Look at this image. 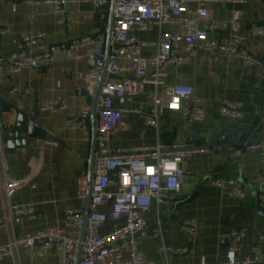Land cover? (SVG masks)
<instances>
[{
    "label": "crops",
    "instance_id": "crops-1",
    "mask_svg": "<svg viewBox=\"0 0 264 264\" xmlns=\"http://www.w3.org/2000/svg\"><path fill=\"white\" fill-rule=\"evenodd\" d=\"M206 7L211 20L217 22H229L234 12L242 13L240 32L248 39V47L261 65L250 66L233 56L212 54L203 47L198 48L192 62L166 68V84L188 83L194 96L201 100L205 120L190 125L183 112L165 110L158 126L149 127L140 117L129 115L117 123V131L107 143L111 152L157 146L169 149L176 144L203 150L182 163L185 178L174 204L161 207L154 204L147 216L151 228L159 224L161 243L165 247L174 251L188 248L190 252L184 256L171 254L166 257L159 252L158 242L148 236L139 241V250L148 261L156 264L222 263L226 260L230 232L241 229L247 231V236L240 244V257H247L251 247L258 245L264 258V187L257 183V178L264 176V162L260 161L257 151L222 146L220 138L213 146L207 144L219 132L228 134L234 125L245 134L260 128L251 143L264 140V36L253 33L256 25L264 24V0H248L243 4L210 0ZM110 8L111 0L101 8H97L92 0H71L65 6L67 24L71 25L68 28L59 23L53 2H0V20H4L9 29L8 34L0 35V53L8 55L15 51L25 34L44 35L33 48L34 53L98 34L107 36ZM161 30L180 32V27L154 26L146 32L134 30L132 33L141 42L157 43ZM230 34L227 27L210 34L208 39L223 43ZM89 53L105 55L106 43L80 50V61L74 60L73 55L70 58L66 52H59L52 69L23 70L13 79L9 78L6 65L0 66V102L4 103L3 108L0 107L1 133L16 123L19 112L31 117L42 131L40 139H29L26 148L17 149L15 155H5V171L9 178L23 183L8 204L30 210L34 215H10L0 192V220L9 223L0 228V247L8 243L11 233L21 237L64 226L66 210L85 207L80 196L83 193L86 196L88 191L91 140L87 143L81 132L70 130L68 121L84 110H92L93 96L87 94L85 79ZM155 53V48L146 47L142 54L144 58H152ZM12 90H16L15 93L12 94ZM145 91L152 93L154 88L147 86ZM158 91L162 93L163 89ZM77 93L80 94L74 98ZM223 100L242 104L244 118L239 122L222 118ZM51 101H61L65 109L56 114L42 112L41 107ZM115 106L148 111L151 104L147 95H143L115 102ZM89 124L91 136V116ZM38 159L42 168L31 175L29 166ZM214 179L239 183L245 199L234 198L231 187H216L211 182ZM185 220L198 222L194 240L180 229ZM0 264H64V258L56 249L37 247L34 252H19L17 257H7Z\"/></svg>",
    "mask_w": 264,
    "mask_h": 264
},
{
    "label": "built area",
    "instance_id": "built-area-1",
    "mask_svg": "<svg viewBox=\"0 0 264 264\" xmlns=\"http://www.w3.org/2000/svg\"><path fill=\"white\" fill-rule=\"evenodd\" d=\"M16 1V0H0ZM29 2H53L59 23L67 25L65 6L71 0H26ZM97 8L104 7L109 0H92ZM210 0H116L110 52L105 63L104 54L89 53L88 96H93L99 75L106 71V79L101 87L96 104L98 124V143L94 162V178L91 185L90 211L84 240L81 243L84 227V206L68 209L65 212L64 226L50 227L24 236L10 234L6 245L0 247V261L7 257H17L19 252L31 253L37 247L46 250L56 249L63 253L64 264H156L148 261L139 250V241L150 236L158 242V250L164 256H184L188 248L171 250L161 243L162 234L159 224L151 228L147 216L154 204L171 206L181 191L185 178L182 163L201 149L176 144L169 149L157 147L134 148L111 152L107 143L117 131V123L129 115L140 117L149 127H157L163 111L183 112L190 125L205 120V110L201 100L193 94L188 83L174 86L166 84V68L183 66L192 62L203 47L212 54L221 53L241 59L250 66L261 65L251 53L248 39L240 32L241 12H234L229 22L211 20L206 4ZM227 3H246L248 0H216ZM191 5H195L194 8ZM166 25L180 27V32H160L157 43L141 42L133 31L146 32L154 26ZM230 28L227 41L216 43L209 41V35L223 28ZM4 20H0V35L8 34ZM253 33L264 36V24L254 27ZM44 35L22 36L15 51L8 55L0 53V66L6 65L9 78L13 79L23 70H50L55 66V55L66 52L71 58L80 61V50L106 43L107 36L98 34L71 41L66 44L50 46L34 53L33 48L42 41ZM153 47L156 53L152 58L143 57V49ZM218 59V57H217ZM219 60V59H218ZM147 86H153L152 93H146ZM159 88L163 89L159 93ZM12 90L11 93H15ZM29 93L28 91L26 92ZM80 93L74 94L77 98ZM147 95L151 107L142 109H124L115 106V102ZM65 109L61 101H51L41 107L42 112L60 113ZM222 118L239 122L244 116L243 105L223 100L220 107ZM89 109L68 121L69 129L81 132L85 142L90 136ZM48 144L57 146L55 142ZM248 148L258 152L264 162V140L252 143ZM4 145L0 131V192L6 208L15 217L30 216V210L10 206L8 202L14 192L23 183L11 180L5 171ZM42 168L40 160L29 166L30 174L35 175ZM218 188H232V196L245 199V192L239 183L228 180H211ZM258 186L264 187V176L257 178ZM114 188L112 191L111 189ZM85 194L80 199L85 201ZM105 210V211H103ZM9 223L0 220V228ZM182 233L193 240L198 233L196 220H185L180 224ZM247 231L232 230L226 260L218 264H264L261 249L253 245L249 255L240 257L241 242ZM263 240V237H261ZM81 244V250L79 247ZM167 264V263H165ZM201 264H208L202 261Z\"/></svg>",
    "mask_w": 264,
    "mask_h": 264
},
{
    "label": "water",
    "instance_id": "water-1",
    "mask_svg": "<svg viewBox=\"0 0 264 264\" xmlns=\"http://www.w3.org/2000/svg\"><path fill=\"white\" fill-rule=\"evenodd\" d=\"M115 1L111 0V8H110V15H109V25L107 29V38H106V60L105 63L107 64V57L110 52V45H111V38H112V29H113V17H114V7ZM106 79V71L102 73L100 83L97 86L93 99H92V110H91V156L89 160V167H88V191L85 197V207H84V227L82 233L81 243L84 240L89 211H90V197H91V185L94 178V162L95 156L97 151V143H98V122L96 116V104L100 94V90L102 84ZM1 99V98H0ZM2 100V99H1ZM4 103L0 102L1 109L3 108ZM260 128H257L255 131L249 132L245 134L241 132L236 125L232 126L229 130L228 134L223 135V132H219L217 135L212 136L207 144L208 146H213L216 139L220 138V145L222 146H233L237 148H248L252 143L251 139L253 138L254 134L258 132ZM42 137V131L38 126L35 124L34 120L29 117L27 114L20 113L17 116L16 123L13 126H10L8 130H5L1 133L2 143L4 145V150L9 155H15L17 149L26 148L27 141L30 140H38ZM242 152V150H241ZM81 250V244L79 247V251ZM79 263V253L77 255L75 264Z\"/></svg>",
    "mask_w": 264,
    "mask_h": 264
}]
</instances>
